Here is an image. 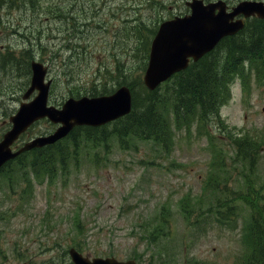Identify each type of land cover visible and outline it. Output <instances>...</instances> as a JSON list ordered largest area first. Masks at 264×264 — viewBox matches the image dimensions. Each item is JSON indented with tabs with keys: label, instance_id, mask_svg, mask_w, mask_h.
<instances>
[{
	"label": "rangeland",
	"instance_id": "374dc122",
	"mask_svg": "<svg viewBox=\"0 0 264 264\" xmlns=\"http://www.w3.org/2000/svg\"><path fill=\"white\" fill-rule=\"evenodd\" d=\"M26 1L0 5V57L8 49L17 57L15 68L0 65V134L27 88L33 59L49 65L55 104L68 87L97 82L115 68L126 69L123 80L132 82L143 49L134 50L128 27L186 11V0ZM228 71L218 119L200 121L194 108L174 123L167 106V144L120 137L110 124L63 141L53 153L68 154L54 158L64 162L54 180L29 167L11 182L0 175V264H71V246L91 256H133L139 264H247L251 219L264 220V52ZM114 76L99 89L116 87ZM53 129L38 121L18 145ZM239 136L253 157L244 150L245 159L238 156ZM233 193L239 198L232 201ZM231 203L234 219L221 217L217 210L226 215Z\"/></svg>",
	"mask_w": 264,
	"mask_h": 264
},
{
	"label": "water",
	"instance_id": "95a60500",
	"mask_svg": "<svg viewBox=\"0 0 264 264\" xmlns=\"http://www.w3.org/2000/svg\"><path fill=\"white\" fill-rule=\"evenodd\" d=\"M192 7L191 14L176 16L162 22L153 40L149 66L145 74V83L154 88L161 80L173 72L184 68L189 57L199 58L206 51L212 49L226 34L234 33L242 28L243 22H230V17L237 11L245 15L258 13L264 17V2L242 1L235 13L225 12V2L219 0L204 4L203 0L188 2ZM219 7L221 11L215 13ZM33 76L31 86L27 89L24 98L38 89V94L29 101H23L15 115L11 116L12 127L4 134L0 141V166L8 159L17 155L11 149V144L30 124L45 116L54 122H61L58 129L46 136H40L26 143L22 148L30 149L53 143L65 136L77 124L101 125L131 110L132 97L127 87H121L112 95L95 97H71L66 100L62 108L48 105V93L51 80L45 82L47 67L41 62L33 61ZM76 264H136L134 260L118 261L114 257L102 259L87 256L70 250Z\"/></svg>",
	"mask_w": 264,
	"mask_h": 264
},
{
	"label": "trees",
	"instance_id": "16d2710c",
	"mask_svg": "<svg viewBox=\"0 0 264 264\" xmlns=\"http://www.w3.org/2000/svg\"><path fill=\"white\" fill-rule=\"evenodd\" d=\"M9 0H0V5L8 2ZM13 1V0H12ZM25 1V0H22ZM19 2V0H17ZM15 2V3H17ZM26 2L32 3L33 0H27ZM70 19V17H69ZM133 32L132 34L137 37L136 45L141 44V37H146L150 40V37L155 33L156 27L148 28L142 22H136L128 29ZM146 44V43H145ZM146 51H148V43ZM222 50V51H220ZM264 52V20L254 21L250 24V27L246 32H242L236 36L225 37L215 50L207 54L204 58L198 62L192 64L188 69L184 70L173 76V84L175 85L172 90L173 101L176 102L178 112L183 110L182 108L188 107L191 111L197 107V113L201 116V119L214 111H216L219 97L221 96L222 82L228 71L230 65L236 66L241 62V58H249L251 56L257 57L258 54ZM16 58L13 50H7L4 56L0 57V65L4 64L5 68L9 66L14 68ZM121 68H117L118 78L121 79L125 74L121 72ZM121 82V81H119ZM101 91H107L104 86L100 88ZM134 93V109L132 113L124 120L125 129L121 128L119 133H130L137 137L147 138H164V132L166 131L168 120L165 118L166 104L159 98L158 89L155 91L146 90L143 83L138 82L133 85ZM73 93L79 95L81 89L72 90ZM91 94H97L98 90L89 91ZM174 105V103H173ZM61 142L38 148L28 153L29 155H36L35 160L39 157V166L47 170V165L53 160V151H57V147ZM64 149L60 150L61 154H64ZM64 159V157L62 158ZM233 201L238 196L231 195ZM243 198V196H240ZM254 203H257L256 198L251 197ZM227 200L223 201V204H227ZM235 204L231 203L225 210L226 214L224 218L229 219L232 214H235ZM260 207V204H259ZM261 208V207H260ZM261 211V209L259 210ZM262 213V212H261ZM229 216V217H228ZM252 230L255 239V249L248 259L249 264H264V220L262 217L253 218Z\"/></svg>",
	"mask_w": 264,
	"mask_h": 264
}]
</instances>
